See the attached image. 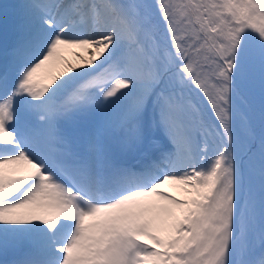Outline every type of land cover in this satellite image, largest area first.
Here are the masks:
<instances>
[{"label":"snow or ice","instance_id":"snow-or-ice-1","mask_svg":"<svg viewBox=\"0 0 264 264\" xmlns=\"http://www.w3.org/2000/svg\"><path fill=\"white\" fill-rule=\"evenodd\" d=\"M16 7L0 264H264V0Z\"/></svg>","mask_w":264,"mask_h":264},{"label":"rangeland","instance_id":"rangeland-1","mask_svg":"<svg viewBox=\"0 0 264 264\" xmlns=\"http://www.w3.org/2000/svg\"><path fill=\"white\" fill-rule=\"evenodd\" d=\"M2 1L3 0H0V2ZM16 22H17V18H15L13 14L10 15V13H7V14L0 13V32H2L5 28H7L9 35H11ZM77 53L82 54L83 57L85 58H88L91 54L89 50L80 51L78 48L68 49L63 54L69 58ZM166 190L174 192V189L171 186H169Z\"/></svg>","mask_w":264,"mask_h":264},{"label":"bare ground","instance_id":"bare-ground-1","mask_svg":"<svg viewBox=\"0 0 264 264\" xmlns=\"http://www.w3.org/2000/svg\"><path fill=\"white\" fill-rule=\"evenodd\" d=\"M14 1V5L15 6H17V5H19V4H21V3H23L24 2V0H13ZM17 12H18V9H17V7H16V9H15V11H14V13H13V16L15 17V18H17ZM80 51H85V49H83V48H78ZM86 54V53H85ZM80 55H82V54H80ZM63 56H64V63H67V61H68V63H79L80 62V60H79V58H78V56L75 54V55H73L72 57H67L66 55H64L63 54ZM83 56V55H82ZM61 67H63V63L61 64ZM140 159V158H139ZM139 159H137V161L139 160ZM137 161H135V162H137Z\"/></svg>","mask_w":264,"mask_h":264}]
</instances>
